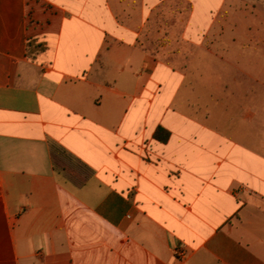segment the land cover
I'll return each instance as SVG.
<instances>
[{
	"label": "crops",
	"instance_id": "crops-1",
	"mask_svg": "<svg viewBox=\"0 0 264 264\" xmlns=\"http://www.w3.org/2000/svg\"><path fill=\"white\" fill-rule=\"evenodd\" d=\"M168 1L0 0V264H264V40Z\"/></svg>",
	"mask_w": 264,
	"mask_h": 264
},
{
	"label": "rangeland",
	"instance_id": "rangeland-1",
	"mask_svg": "<svg viewBox=\"0 0 264 264\" xmlns=\"http://www.w3.org/2000/svg\"><path fill=\"white\" fill-rule=\"evenodd\" d=\"M204 7H212V9H198L203 14L197 13V18L201 17V22L206 29L202 34L205 40L211 41L220 29L222 37H227L229 24L232 22L227 19V9H240L242 14L237 15V20L244 22L249 26V37L251 39L264 40V0H199ZM220 3V8L217 9V2ZM196 4V5H197ZM163 5L172 6L171 14L162 15L160 19L166 18L172 21H187L190 19L191 0H169ZM175 7L179 9H175ZM180 13L179 15V12ZM211 11V14L209 13ZM158 17V18H159ZM158 20V19H157Z\"/></svg>",
	"mask_w": 264,
	"mask_h": 264
},
{
	"label": "trees",
	"instance_id": "trees-1",
	"mask_svg": "<svg viewBox=\"0 0 264 264\" xmlns=\"http://www.w3.org/2000/svg\"><path fill=\"white\" fill-rule=\"evenodd\" d=\"M155 136L162 141H165L168 138V132L162 127H157Z\"/></svg>",
	"mask_w": 264,
	"mask_h": 264
}]
</instances>
